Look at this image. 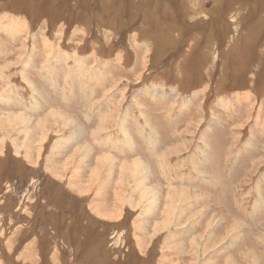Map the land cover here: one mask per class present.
<instances>
[{"label":"rangeland","instance_id":"obj_1","mask_svg":"<svg viewBox=\"0 0 264 264\" xmlns=\"http://www.w3.org/2000/svg\"><path fill=\"white\" fill-rule=\"evenodd\" d=\"M1 70L0 264H249L251 252L264 264V0H0ZM44 70L73 98L44 113L91 128L78 103L99 97L91 117L124 125L119 148L108 128L100 142L65 120L38 129L41 109L18 102L31 79L53 92ZM231 155L246 213L232 210L235 179L208 194ZM114 192L123 216H101Z\"/></svg>","mask_w":264,"mask_h":264},{"label":"crops","instance_id":"obj_2","mask_svg":"<svg viewBox=\"0 0 264 264\" xmlns=\"http://www.w3.org/2000/svg\"><path fill=\"white\" fill-rule=\"evenodd\" d=\"M2 74H3V70H1L0 71ZM51 73H52V75H51ZM54 75H55V72L53 73V72H50V73H48L47 71H42V72H40L39 71V73H37V75L36 76H38V77H40V78H42V79H44L45 80V83H47L48 85H47V91H48V89H50V88H48L49 87V81L47 80V79H49L50 80V78H51V81H50V83H51V88H52V90L50 89V91H53V92H51V93H49L50 94V98H49V94H47V93H44V91L40 88V85L43 83H41V84H39V82H37V81H35L34 79H31L30 77V79H31V81L29 82V84H27L28 85V88H29V91H30V93H29V96H28V98H27V100L25 101V99L23 100V98H21L23 101H20V102H18L19 103V105H24L25 107H26V109H29L30 111H32V112H36L38 109H41L39 112H41L42 111V114L41 115H39V117H37L36 119H38L37 121H39V123H41V124H39L38 125V129H40L41 131H42V129L44 128V127H46L47 125L45 124V122L46 121H48L49 120V118H51V119H54L55 121L56 120H59V118H63L65 115H63V114H58V112H65V110L64 109H67L68 110V107H69V104L71 103V104H73V102H70L73 98H68V92L69 91H71L72 90V88H70L69 89V86H68V84H67V81L66 82H60L59 81V78H58V76H56V78L54 77ZM34 80V81H33ZM34 82H36V84L34 83ZM42 85H44V84H42ZM85 86V85H84ZM82 89H84V88H82ZM202 90L203 89H205V88H201ZM200 89V90H201ZM89 90V89H88ZM89 92V91H88ZM81 95H83L82 93H80ZM79 94V96H81ZM77 96H76V93H74V98L75 99H77V101H78V98H76ZM87 97L89 98V102L90 103H92L91 105L90 104H87V103H83V105H81L80 103H78V110H79V112L82 114V115H84V116H86V117H83V121L84 122H87V123H92L93 125L91 126V128L89 127V126H84L86 129H82V127L79 125L78 126V124H77V121H75V120H71L69 117H67L68 118V120H71L72 121V126H69V127H71V128H74V133L75 134H78V132H82L83 130L84 131H86V132H88V133H90L89 135L88 134H86L87 136H89V138L91 139V140H94L95 142H100V136L101 135H103V132L106 130V128H108V133H107V135H104V136H106V137H108L107 138V143H108V145H109V148H114L115 149V147H118L119 146V144L117 145V144H115V142H116V140H117V138H122L124 141H125V129H124V125H120L119 126V133H117V132H115V133H110L112 130H109V126H108V124L107 125H105V124H100V119H99V117L98 116H93V117H91L93 114H95L94 113V103H93V100L95 99L96 100V104L98 105V102H99V97H97V98H95L93 95H91L90 97H89V95H88V93H87ZM49 99H53V100H56L57 101V104L55 105V107L54 108H52V109H55V110H59L58 112H55V113H53L52 112V114H50L49 113V115H47V114H45L44 112V108L46 107V106H48V105H50V100ZM91 100V101H90ZM237 105V104H236ZM53 106V105H52ZM234 106V105H233ZM238 106V105H237ZM41 107H43V108H41ZM91 107V113H85L87 110H89V108ZM51 109V110H52ZM47 111V110H46ZM83 112V113H82ZM46 115V116H45ZM170 115V114H169ZM44 116H45V118L46 119H44ZM51 116V117H50ZM67 116V115H66ZM42 117V118H41ZM91 117V118H90ZM41 118V119H40ZM47 118H48V120H47ZM167 121H168V123H170L172 120H174L175 118L173 117V115H171V116H169V117H167ZM35 120V119H34ZM99 122V123H98ZM126 123H127V121H125ZM162 122H164V120H162ZM98 123V124H97ZM118 126V125H117ZM172 126V125H171ZM66 128H68V127H66ZM136 131H139V130H136ZM45 132V131H44ZM44 135H46V134H44ZM69 135V134H68ZM137 135V134H136ZM70 136V135H69ZM140 137L142 138V137H144V135H139V136H137V138H139L140 139ZM141 144V146H145V152L147 151V148H148V146H152L151 145V143H147L146 141L145 142H141L140 143ZM89 147L86 145L85 147H84V149H88ZM119 148V147H118ZM117 148V149H118ZM129 146H125L124 148H122L121 147V152H119L120 154H126V153H128V151H129ZM83 149V150H84ZM168 149H171L172 150V153L171 152H169V153H166L165 155L166 156H168V157H172L173 155H179V153L178 154H174V152L175 151H178V150H180V149H178V147H174V148H168ZM109 151H111V150H109ZM253 153V152H252ZM171 154V155H170ZM204 161H206V160H204ZM255 161V160H254ZM235 162V161H234ZM140 165L141 164H143L144 162H138ZM237 164V163H236ZM233 165H235L234 163H233ZM256 167L257 166H253V168H252V170L253 171H255V169H256ZM238 168L239 167H237L236 166V168H235V166H233L232 167V170H234V171H237L238 170ZM146 171V170H145ZM144 172V171H143ZM142 174V173H141ZM147 174H148V172H147ZM147 174H145V175H147ZM263 177H264V175H262ZM239 185H241V182L240 183H238ZM82 191H87V190H84V189H82ZM76 193H78V190L76 191ZM261 196H264V190H262L261 191ZM186 197H189V194L187 193L186 194ZM202 200H203V198H202V196L201 195H198V196H196L195 197V202H202ZM261 201H263V200H261ZM114 202L117 204V205H115V206H119L118 208H117V210L115 211L114 210V204H112V206H110V210H108V213L107 214H105V215H101V216H105V217H113V219H117V217H119L120 216V210H123L124 208L123 207H121V204H123V205H125L124 203H121L119 200H118V196L115 194V192H114ZM113 202V203H114ZM264 202V201H263ZM106 210H107V208H106ZM106 210H102V211H106ZM117 212V213H116ZM115 213H116V215H115ZM171 215H173V211H171ZM203 215H205L204 214V210H203ZM95 216V215H94ZM123 216V213H122V215L120 216V217H122ZM172 218V217H171ZM112 219V220H113ZM172 219H174V216H173V218ZM117 221V220H116ZM214 223H217V227H219V226H221L223 223H222V221H218V220H216V219H212L211 221H210V223H209V230L210 229H212L211 228V226H212V224H214ZM238 227H239V225H234V226H231L230 228H227V230H226V233L228 232L229 234H228V236L229 237H233V234L235 235L236 234V231H237V229H238ZM264 234H262V236H263ZM261 237V236H260ZM259 238V237H258ZM260 239V238H259ZM255 242V239H253V243ZM2 255H4V254H2ZM159 256V255H158ZM246 257H248V259L249 258H251V261H253L254 262V264L256 263V264H259V262L257 261V258H256V255H255V252H251V253H248L247 255H246ZM4 258V259H3ZM158 258V257H157ZM159 258H160V256H159ZM2 259H3V261H5V257L4 256H2ZM58 259L56 258L55 259V261H57Z\"/></svg>","mask_w":264,"mask_h":264},{"label":"bare ground","instance_id":"obj_3","mask_svg":"<svg viewBox=\"0 0 264 264\" xmlns=\"http://www.w3.org/2000/svg\"><path fill=\"white\" fill-rule=\"evenodd\" d=\"M221 106V105H220ZM115 111V110H114ZM116 112H118V111H116ZM113 118H114V116H112ZM61 120H65V121H67L68 122V124H67V126L66 127H69V126H72V121L71 120H66V119H64V118H59V120H57L58 122H60ZM109 121V120H108ZM71 124V125H70ZM110 127V126H109ZM49 131V130H48ZM128 136V135H127ZM130 137V136H129ZM89 149V148H88ZM88 149H86V152L88 151ZM84 154V153H83ZM180 154V153H179ZM197 157H198V154L196 155ZM104 158H106L105 156H103ZM87 158H88V156H87ZM109 159H111V160H113L112 158H108L107 160L106 159H104V161H106V164L109 162ZM87 160V159H86ZM229 161H227L223 166H222V172H223V178H222V180L218 183V182H216V183H214V184H212V185H214V188L212 187V186H210V187H208L207 188V190L209 191V193L208 194H214V193H216V192H218V191H220V193H221V190H222V184L224 183V182H226V181H229V182H231V180L232 179H235L236 180V182L235 183H233V184H230V188H228V189H226L227 191H229V192H231L232 193V195H233V199H232V205L235 207H232V210L233 211H235V210H237V213L239 212H241V213H246V211H245V209H244V206H243V204H240L238 207L239 208H237L236 209V205H238V203H239V199H240V196L236 193V194H234V189L235 190H240V189H237L236 188V184L238 183L237 182V179H238V177L240 176V171L242 170V167H239L238 168V170L237 171H234V170H232V167H233V162H234V160H233V157H232V155L229 157V159H228ZM229 162V163H228ZM203 164L205 163V162H202ZM105 165V164H104ZM170 168V167H169ZM229 168V169H228ZM146 169V168H145ZM145 169L143 170V171H145ZM256 171H258L259 170V167H256V169H255ZM131 171L132 172H135L136 174H138L139 172H140V169H135V168H133V169H131L130 171H128L127 172V175H128V173H131ZM148 172V171H147ZM132 175H134V173L132 174ZM140 175H141V173H140ZM148 175V174H147ZM169 175V174H168ZM134 176H136V175H134ZM186 177V176H185ZM98 180V179H97ZM261 186H259L258 187V190H259V192H261L262 190H264V177H263V180L261 181ZM118 185H120V184H118ZM123 185V184H122ZM121 186V185H120ZM118 193V192H117ZM125 193V192H124ZM181 193V192H180ZM121 194V193H120ZM178 194H179V192L177 191L174 195H173V197L171 198V199H173L174 201H179V199H181L180 197H178ZM116 195H118V194H116ZM123 195V194H122ZM121 196V195H120ZM260 197V196H259ZM220 198H221V195H220ZM119 199H120V197H119ZM238 199V200H237ZM258 200V199H257ZM260 201V203H264L263 201H261V200H258L257 202H259ZM125 202V201H124ZM256 202V203H257ZM257 204H254V210H253V212L255 211V206H256ZM171 211H173V208H172V206H170L169 207V209H167V211L165 212L166 214L164 215V217L163 218H165V219H163V221H162V223H160V224H157L156 226H157V231L160 229V231H162L164 228H167V227H169V225H171V223H172V218H171ZM240 213V214H241ZM247 214H249V212L247 213ZM243 215V214H242ZM227 237H229V236H227ZM245 259H248V257H245ZM250 262H249V264H254V262L253 261H251V260H249ZM231 264V263H230ZM256 264V263H255Z\"/></svg>","mask_w":264,"mask_h":264},{"label":"trees","instance_id":"obj_4","mask_svg":"<svg viewBox=\"0 0 264 264\" xmlns=\"http://www.w3.org/2000/svg\"><path fill=\"white\" fill-rule=\"evenodd\" d=\"M157 257H158V255H157Z\"/></svg>","mask_w":264,"mask_h":264}]
</instances>
